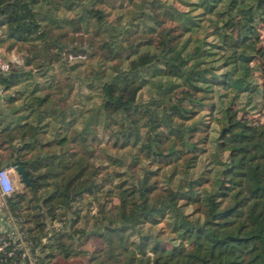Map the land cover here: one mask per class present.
<instances>
[{"label":"trees","instance_id":"1","mask_svg":"<svg viewBox=\"0 0 264 264\" xmlns=\"http://www.w3.org/2000/svg\"><path fill=\"white\" fill-rule=\"evenodd\" d=\"M116 2L0 0L9 210L40 264H264V0Z\"/></svg>","mask_w":264,"mask_h":264},{"label":"built area","instance_id":"2","mask_svg":"<svg viewBox=\"0 0 264 264\" xmlns=\"http://www.w3.org/2000/svg\"><path fill=\"white\" fill-rule=\"evenodd\" d=\"M78 58L83 56H70L71 61ZM22 64L16 57L9 62L0 54V76ZM0 94H3L1 85ZM19 185L14 168L0 169V264H40L32 239L7 206V199L19 191ZM54 227L59 228L60 223L55 222Z\"/></svg>","mask_w":264,"mask_h":264},{"label":"rangeland","instance_id":"3","mask_svg":"<svg viewBox=\"0 0 264 264\" xmlns=\"http://www.w3.org/2000/svg\"><path fill=\"white\" fill-rule=\"evenodd\" d=\"M122 3L125 6L128 4L127 0H118V2H116L117 6H120V4H122ZM132 10H133V8L128 10V12H132ZM116 12H117V10H115V9L112 10V13L109 17V21L115 20ZM260 30H261L262 38L264 41V24H262L260 26ZM65 42H67V40ZM75 44H77V42H75ZM0 54L3 58H5L9 62L12 61L13 57L18 58L21 62H23L25 57L29 56V53L27 52V48H24L22 46L17 47L12 52H9L7 49H0ZM83 59H85L84 55H83ZM69 62H70V64H74L72 61H69ZM95 62H96L95 58H94V60L90 59L89 63L87 64V66L85 68H87V70H88V68H89V70H91V66L93 68V65L95 64ZM116 63H118V62H116ZM56 74L58 75V77H55V79L58 82H63V81L65 82V76L62 73L57 72ZM64 82H63V84H64ZM74 96H73V98H74ZM70 101L72 103V99H70ZM98 103H100V102H98ZM2 104L3 103L0 102V110L1 111L4 108V104L3 105ZM232 113L234 114L235 120H243L244 122H246L247 124H250L252 126H258V125H261L264 123V109H261L259 112L257 111V112L251 113V112H247V109H245L243 106H233L232 107ZM113 153H115V152H113ZM23 188H26V187H24L23 185L18 186L19 191H22ZM91 225H92V223L89 224V226H91ZM160 228L161 227H158L157 230H159ZM94 248H95L94 243H91L85 249L92 252L94 250ZM88 257H89V255H86V256H83L80 258L81 259H89ZM62 264H65V263H62Z\"/></svg>","mask_w":264,"mask_h":264},{"label":"water","instance_id":"4","mask_svg":"<svg viewBox=\"0 0 264 264\" xmlns=\"http://www.w3.org/2000/svg\"><path fill=\"white\" fill-rule=\"evenodd\" d=\"M15 175L20 185L33 188V179L28 176V172L23 167H15ZM158 264V262H156Z\"/></svg>","mask_w":264,"mask_h":264},{"label":"crops","instance_id":"5","mask_svg":"<svg viewBox=\"0 0 264 264\" xmlns=\"http://www.w3.org/2000/svg\"><path fill=\"white\" fill-rule=\"evenodd\" d=\"M91 252V251H90ZM89 259H81V258H77V259H74L72 261H69V262H64V261H61L60 264L62 263H65V264H90V256L88 257Z\"/></svg>","mask_w":264,"mask_h":264}]
</instances>
